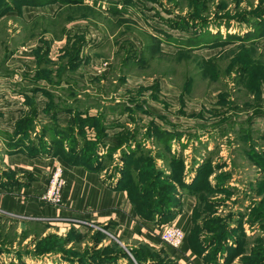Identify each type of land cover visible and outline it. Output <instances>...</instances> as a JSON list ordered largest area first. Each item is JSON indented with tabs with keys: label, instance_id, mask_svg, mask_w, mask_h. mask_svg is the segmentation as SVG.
<instances>
[{
	"label": "rangeland",
	"instance_id": "obj_1",
	"mask_svg": "<svg viewBox=\"0 0 264 264\" xmlns=\"http://www.w3.org/2000/svg\"><path fill=\"white\" fill-rule=\"evenodd\" d=\"M141 2L127 15L83 2L24 16L0 0V108L23 107L0 145L48 154L61 137L66 158L97 155L110 179L125 169V186L143 167L194 173L188 234L210 246L206 260L264 264V30L240 21L264 15V0ZM24 117L35 129L19 134ZM70 224L0 217V264H101L123 249L107 226Z\"/></svg>",
	"mask_w": 264,
	"mask_h": 264
},
{
	"label": "crops",
	"instance_id": "obj_2",
	"mask_svg": "<svg viewBox=\"0 0 264 264\" xmlns=\"http://www.w3.org/2000/svg\"><path fill=\"white\" fill-rule=\"evenodd\" d=\"M131 1L129 4L127 0H84L82 7L104 9L106 16L109 12L117 16L122 10H124L122 14L127 15L128 11H132V8L128 7L134 5V1L143 4L141 0ZM58 6H61L60 2L24 5L20 12L25 16L27 12L34 10L37 15L42 11L46 12L45 10L54 12ZM114 7L119 11L114 12ZM127 9L128 11H125ZM92 28L88 30L91 31ZM84 32L88 33L87 30ZM81 34L86 38L83 33ZM20 94L27 96V92ZM22 108L14 112L0 108V111H3L0 123L2 121L4 123L0 127L12 131V124L9 127L5 124L9 123L8 119L13 118L12 115H17L13 121L21 115ZM59 164L63 167L66 179L62 202L60 204L43 202L40 195L48 186L51 172ZM192 176L191 182L196 175L193 173ZM104 177L113 184L105 182ZM116 181L117 178L110 179L109 175L106 176L101 171L94 172L81 165L67 163L60 156L31 157L22 152L11 153L0 145V217L17 218L21 221L30 219L43 221L61 216L70 220L69 228L81 222L107 226L109 236L122 246L123 251L125 247L131 253L128 256L117 257L116 262L110 264H136L135 261L138 264H219L216 260L207 261L205 257L208 250H196L190 241L191 237H188L191 214L196 203V197L191 191L180 188L181 207L172 220L184 228L187 236L183 246L174 249L164 245L160 240L161 228L168 222L159 225L157 219H142L127 192L118 189ZM116 252L118 251L110 255H115Z\"/></svg>",
	"mask_w": 264,
	"mask_h": 264
},
{
	"label": "trees",
	"instance_id": "obj_3",
	"mask_svg": "<svg viewBox=\"0 0 264 264\" xmlns=\"http://www.w3.org/2000/svg\"><path fill=\"white\" fill-rule=\"evenodd\" d=\"M5 1L8 2V4L11 5L10 7L14 8L16 11H21V7L24 5H45V4H51V3H56V2H60L65 5H68V4L73 5V4H81L84 2V0H3V2ZM127 1H128L127 3L129 4L132 3L131 0H127ZM113 11L118 12L119 10L117 7H114ZM240 21L250 22L251 25L255 29L254 31L256 32V35H260L261 31L264 30L263 29L264 27H262L263 25L261 24L262 22L264 23V15H262L261 12L258 14L257 13L253 14L252 18L251 16H249L248 18H242ZM206 23L202 24V26H205ZM224 24L222 22H218L216 26H221ZM229 26H230V22H226V28H229ZM219 33L220 31L217 34ZM220 37L223 38V36H220ZM222 41L227 44L229 41H231V38L226 37L224 38V40L222 39ZM34 111L36 112V110ZM0 114H2L1 111H0ZM28 119L29 118L24 117L22 121L20 122V124H22V128H17L19 134L21 132L23 133L26 132L28 134L32 130L34 131L35 124L32 123L31 119L29 120ZM52 130H54V128ZM170 137H167V139L170 138V140H172L176 138V136H173V135ZM52 142L54 145H56L57 149L53 150L51 153H48V154H46V152L43 153L42 150H38L37 148L31 149L32 146L28 149H24V150L22 149L21 151L20 150L21 148L19 146L21 145L20 143L22 142L20 141H18V144H9L7 146V149L6 148L5 149L8 150L9 152H12L11 150L22 152L31 157L43 156V155L53 156L57 154V156H60L61 158L63 157L65 160L69 161L68 163L70 164L81 165L84 168L90 171H94V172H100L102 170V165L100 163H97V160H100L99 157H98L99 159L97 158V155H92V158H89L87 156L86 158H80L78 157L79 151L77 152L76 150H74V152L71 151L70 153L72 157L74 155L75 159L70 160L69 158H66L65 156L66 154L63 153L61 150L63 148L61 137L55 136L54 138H52ZM32 143L33 142H31V145ZM35 151L37 152L34 153ZM149 162H150V166L153 165L152 167H155L152 160H149V159L145 160V163H149ZM176 162L177 163L181 162L182 164L183 161L181 158H177V159L175 158L174 163ZM157 172L159 173V176L156 174V171H151L150 168L146 169V167H143L142 169H139L138 173L136 174L139 180L138 183H131L130 185L125 186L123 184V181L125 180V176H126V172L124 169L123 174H121L120 178H118L117 187L118 189H123L127 192L129 199L135 206L138 215L142 219L144 220H156L157 219L159 225H162L164 223L173 221L172 219L174 215L178 213L179 207H181L182 194H181L180 188L182 190L184 189L186 191H189V189H187L186 187H189V188L192 187L193 183L197 181L198 178L196 176L194 180L191 182L192 185H190L191 184L190 182L184 181V175L182 174L176 176L173 174H170V175L164 174L163 172L159 170ZM149 175H150V179L148 178ZM189 236L191 237L190 241L196 250L206 251L210 247L208 246L207 248L206 247L202 248L203 247L202 241L198 240V237L194 233L190 235L188 234V237ZM116 253L117 254L115 255H110L107 252L101 253L100 255H97L98 257L96 259L101 260L102 261L101 264H108V263H115L117 257L128 256V254H126L122 249L121 250L119 249V251ZM134 255L135 257H137L136 254ZM213 261L215 260L213 259ZM262 263H263V260H261L260 264Z\"/></svg>",
	"mask_w": 264,
	"mask_h": 264
},
{
	"label": "built area",
	"instance_id": "obj_4",
	"mask_svg": "<svg viewBox=\"0 0 264 264\" xmlns=\"http://www.w3.org/2000/svg\"><path fill=\"white\" fill-rule=\"evenodd\" d=\"M64 184L63 169L60 165H56L49 178L46 190L40 195L41 200L47 203L60 204L63 198L62 191ZM186 236L187 234L184 228L174 221L163 225L160 232L161 242L174 249L183 246ZM135 263L138 264L136 261Z\"/></svg>",
	"mask_w": 264,
	"mask_h": 264
}]
</instances>
